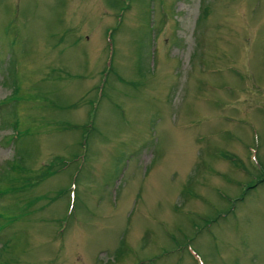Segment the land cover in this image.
Segmentation results:
<instances>
[{
  "label": "rangeland",
  "instance_id": "obj_1",
  "mask_svg": "<svg viewBox=\"0 0 264 264\" xmlns=\"http://www.w3.org/2000/svg\"><path fill=\"white\" fill-rule=\"evenodd\" d=\"M0 194V264H264V0H0Z\"/></svg>",
  "mask_w": 264,
  "mask_h": 264
},
{
  "label": "trees",
  "instance_id": "obj_2",
  "mask_svg": "<svg viewBox=\"0 0 264 264\" xmlns=\"http://www.w3.org/2000/svg\"><path fill=\"white\" fill-rule=\"evenodd\" d=\"M200 12H201V10H200ZM201 17V16H200ZM165 20V18L163 17V15L162 14H159V23H162V22H160V21H164ZM149 30L151 31L152 30V25H150L149 26ZM56 158L55 159H53V160H51V162L50 163H48V165L46 164V165H41L43 168H45V169H48V170H52L53 171V173H55V172H59V167H63L62 169L64 170V169H66V166H67V162H66V160H64V159H62V158H58L57 156H55ZM52 171H51V173H52ZM61 172V171H60ZM57 173H55V174H57ZM2 194H0V196H1ZM1 215H0V220H1ZM1 228V227H0ZM4 246V245H3ZM2 246V247H3Z\"/></svg>",
  "mask_w": 264,
  "mask_h": 264
}]
</instances>
